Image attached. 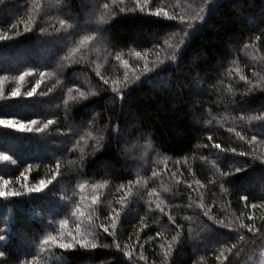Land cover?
Here are the masks:
<instances>
[{
    "label": "trees",
    "instance_id": "1",
    "mask_svg": "<svg viewBox=\"0 0 264 264\" xmlns=\"http://www.w3.org/2000/svg\"><path fill=\"white\" fill-rule=\"evenodd\" d=\"M33 50L0 68L41 129L0 127V264H264V0H0V55Z\"/></svg>",
    "mask_w": 264,
    "mask_h": 264
},
{
    "label": "snow or ice",
    "instance_id": "2",
    "mask_svg": "<svg viewBox=\"0 0 264 264\" xmlns=\"http://www.w3.org/2000/svg\"><path fill=\"white\" fill-rule=\"evenodd\" d=\"M163 11V10H157L155 13H152V14H155L157 16L160 15V12ZM164 17L167 18L168 17V13L166 11H164ZM139 55V54H137ZM173 59H175V57H173ZM27 74H30V73H22L19 77L20 80H23L24 79V76L27 75ZM41 77H43L44 73L41 72L40 73ZM40 83L41 81H37L36 84L32 87V89L30 91H27L25 93V95L27 97H31L33 96L36 91H37V88L40 86ZM3 91H0V98L3 97ZM21 95V91L19 88H16V89H13L10 93H9V98H17ZM261 118H264V116H262ZM49 124L52 123L51 120L48 121ZM37 124V121L35 119H32V120H20V119H17V118H14V117H8V118H5V117H0V127L2 128H9V129H13V130H16L18 132H31L33 130L35 131H41L40 128H35L34 129V126ZM239 135V134H238ZM242 138V137H241ZM215 148L217 149H220L221 148V145L220 144H215L214 145ZM243 154V153H241ZM9 157L7 155H4V154H0V160H8ZM24 174L21 173V176H23ZM224 175L226 176L227 173H224ZM27 179V177H25V180ZM55 179V174L53 175V177L49 180H40L38 181L37 184L35 185H32V186H29L27 183L24 185L25 189H26V193L25 194H31V193H36V192H41L43 191L45 188L48 187V185L50 183H52V180ZM8 184H9V181L8 180H5L3 178H0V199H5V198H9V197H15V196H20L22 193L20 192H17V191H10L8 190ZM81 188L84 187V185H80ZM241 199H247V197H241ZM97 201V198H93V204H95ZM157 207H159L157 205ZM81 215H83V213H81ZM119 212H116L115 214V217L113 219V224H112V227L115 228L116 226V223H115V220L117 218H119ZM66 223V222H65ZM103 229L105 232H108L109 229L107 226H103ZM69 236L72 237V241L73 243H59L55 240L54 237H48L46 240L43 241L44 244H48V243H53V244H57L58 243V246L62 249H72L74 247V244H80L82 247L84 246H87L86 245V242L82 239H78L76 236L72 235V233H69L68 234ZM159 235V233L157 234ZM95 245H93L94 247ZM117 247H119L117 245ZM0 255H2V253H0Z\"/></svg>",
    "mask_w": 264,
    "mask_h": 264
},
{
    "label": "rangeland",
    "instance_id": "3",
    "mask_svg": "<svg viewBox=\"0 0 264 264\" xmlns=\"http://www.w3.org/2000/svg\"><path fill=\"white\" fill-rule=\"evenodd\" d=\"M85 42H87V43H89L88 45L89 46H87L88 48H90V46H91V42H92V39H90V38H82L81 39V41H80V43L79 44H77L78 45V47H81V45L82 44H86ZM93 43V42H92ZM54 44H56V45H62L61 43H54ZM47 46V47H46ZM54 47L52 46V45H44V46H41V43H39V48H37V53L39 54V55H44V52L46 53V52H53V49ZM85 49H86V47H84ZM77 50V49H76ZM35 51L33 50V51H31V52H28V53H25L26 54V56H24V55H18V54H13V55H11V54H8V53H6V54H1L0 55V68H6V67H13V66H16L17 64H19V63H24L25 61H28L26 58H29V57H32V53H34ZM74 52H70V57L71 56H74V54H73ZM37 54V56H39ZM46 57V56H45ZM49 58V57H48ZM26 59V60H25ZM46 59L47 58H44V57H42L40 60H38L37 59V63H39V64H44V65H52L51 63V59L49 58L47 61H46ZM48 74V73H47ZM14 109H16V110H19L20 112H24V111H26L27 109L25 108V107H23V106H18V107H14ZM3 144L7 147H12L13 145L9 142V141H4L3 142ZM46 211H47V213H48V216L49 217H53V216H55L57 213H59L60 211H61V209H60V204L59 205H57V204H53V205H50V206H46Z\"/></svg>",
    "mask_w": 264,
    "mask_h": 264
}]
</instances>
